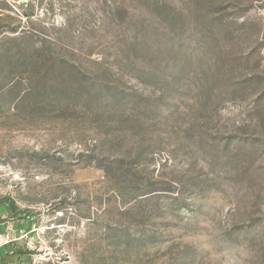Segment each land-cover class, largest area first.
Instances as JSON below:
<instances>
[{"label":"rangeland","instance_id":"1","mask_svg":"<svg viewBox=\"0 0 264 264\" xmlns=\"http://www.w3.org/2000/svg\"><path fill=\"white\" fill-rule=\"evenodd\" d=\"M0 169L25 264H264V0H0Z\"/></svg>","mask_w":264,"mask_h":264},{"label":"crops","instance_id":"2","mask_svg":"<svg viewBox=\"0 0 264 264\" xmlns=\"http://www.w3.org/2000/svg\"><path fill=\"white\" fill-rule=\"evenodd\" d=\"M8 211L0 207V234L9 233L12 238L9 244L0 246V264H25L29 249L28 233L24 229L29 227L27 218L10 217Z\"/></svg>","mask_w":264,"mask_h":264},{"label":"built area","instance_id":"3","mask_svg":"<svg viewBox=\"0 0 264 264\" xmlns=\"http://www.w3.org/2000/svg\"><path fill=\"white\" fill-rule=\"evenodd\" d=\"M2 173H1V169H0V179L2 178ZM12 241V238L10 236L9 233H3L0 234V246L9 244Z\"/></svg>","mask_w":264,"mask_h":264}]
</instances>
